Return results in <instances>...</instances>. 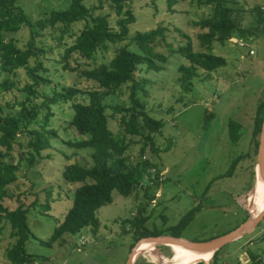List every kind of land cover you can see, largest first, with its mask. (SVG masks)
<instances>
[{
	"label": "rangeland",
	"instance_id": "obj_1",
	"mask_svg": "<svg viewBox=\"0 0 264 264\" xmlns=\"http://www.w3.org/2000/svg\"><path fill=\"white\" fill-rule=\"evenodd\" d=\"M151 1L132 0L130 5L136 20L129 26V36L152 30L160 24L168 29L166 42L173 43L174 46L184 44L185 40L175 31L180 29L190 37L193 50L200 51L196 37L199 29L194 28L191 22L208 18L211 15L209 7H197L190 0H179L173 11L168 12L166 0ZM67 3L68 0H17L18 6L32 23L48 17L53 10L63 9ZM85 4L94 15H109L111 24L114 23L115 13L107 0H103L102 7H99V0H86ZM225 4L235 8L233 16L243 32L223 46L213 44V54L226 60L224 67L210 74L199 70V75L192 81L188 92H183L177 82V66L180 63L177 56L171 57L162 71L136 74L138 80L144 77L149 82L146 90L148 96L144 98L146 111L163 123L160 132L152 137L156 152H152L150 147L145 150L146 161L153 165L149 168L156 172L157 177L154 179L162 178L159 190L156 191L160 197L154 195V199L143 211L144 215L149 216L145 227L151 232L164 230L177 225L187 212L195 210L193 218L176 232L181 239L192 242L217 238L239 226L244 216L251 215L250 203L254 195L251 193L257 186L258 179H262L256 168L255 142L259 137H254L252 130L257 105L264 95V0H225ZM256 6L262 12L261 19L252 11ZM83 25V22L73 24L70 30L78 32ZM61 36L59 28H46L35 39L36 46L48 50L39 60L47 67V75L51 81L49 86L39 88L45 92L50 87H54L56 91L70 87L82 92L97 90L98 87L92 81L63 69V51L65 46L71 45L72 39L64 35L59 40ZM10 37L19 48H24L29 41V30L24 27ZM125 44L127 43L123 42L111 46L103 54L105 59L98 54L95 65L107 62L114 56L115 50ZM162 48L164 47L160 46L157 49ZM29 65H34V59L29 60ZM17 73L18 86L22 88L30 81L23 69L17 70ZM2 78L3 76L0 77V83ZM18 94L17 91L0 93L3 115L16 111L8 103L12 104ZM129 94V87L126 86L122 88V92L106 96L103 102L107 106V112L127 106ZM42 95L41 93L38 99H34L35 102L39 103ZM75 101L86 103L87 99L80 94ZM71 104L72 102L59 103L52 107L51 125L56 129L58 138L52 140L51 149L42 153L50 157L44 156L34 167H28L25 156L22 155L26 148L13 147L12 154L6 160L16 164L20 156L22 159L17 180L6 187L12 198L4 199L3 206L9 211L20 203L25 207L29 206V232L24 249L27 254L34 256L32 264H125L137 236L131 220L137 218L138 205L146 200L141 188L128 198L114 192L113 203L101 207L96 213L99 228L95 234L85 229L76 235H64L51 245L42 243L50 239L54 228L63 221L72 206L74 186L78 185L67 184L62 179L63 169L73 163L87 168L92 164L91 148L75 150L63 144L66 140L85 139L72 127L65 129L73 116ZM119 115L117 113L115 119H108V127L115 135L125 138L128 144L126 155L131 160L138 161L140 157L137 154L143 145L142 141L120 132L117 120ZM231 121L240 126L236 143L232 142L228 133ZM72 153L74 157H68ZM233 162L234 169L228 175L226 172ZM162 171H166L165 175L160 174ZM47 189H50L49 197ZM263 197L264 195L261 196ZM34 201L37 204H47L48 211L43 213L38 208H32ZM259 201L257 207L263 206L264 200ZM9 232V225L2 219L0 264L7 263L4 251L15 241L9 238ZM81 242L84 244L81 245ZM169 246L155 245V249L171 259L173 252ZM135 262L157 264L145 253L139 254L133 264ZM203 264H264V218L251 233L223 246L216 259L212 255Z\"/></svg>",
	"mask_w": 264,
	"mask_h": 264
},
{
	"label": "trees",
	"instance_id": "obj_2",
	"mask_svg": "<svg viewBox=\"0 0 264 264\" xmlns=\"http://www.w3.org/2000/svg\"><path fill=\"white\" fill-rule=\"evenodd\" d=\"M85 1L68 0L63 9L53 10L48 17L32 23L23 9L18 6L17 0H0V77L3 76L0 93L11 91L19 93L12 104L8 103L11 109L16 110L13 114L3 115L0 109V223L2 219L6 221L10 227L9 238L15 240L4 251L6 264H32L34 261V256L27 254L24 249L29 232L27 227L29 206L25 207L20 203L12 211L3 206L6 199L12 198L8 195L6 187L17 180L22 156L16 164L6 158L10 157L14 146L20 149L26 148V152L22 155L25 156L28 167H34L44 158L45 155L42 153L51 149L52 140L58 138L56 129L51 125V119L52 107L59 103L72 102L73 116L65 129L72 127L79 135L85 137L80 141L66 140L63 144L75 150L91 148L92 164L87 168L73 163L63 169L62 179L67 184L78 185L74 186L72 206L63 221L54 228L50 239L42 241L44 245H51L64 235H76L85 229L95 234L99 228L96 213L101 207L113 203L114 192L128 198L141 188L146 198L145 202L138 205L137 218L131 220V226L137 234L131 248L139 239L145 237L167 235L180 238L176 232L185 227L195 215V210H191L177 225L157 232L148 231L145 227L149 216L144 215L143 211L154 199V195L157 197L156 191L159 190L160 184V181L155 180L145 188L140 185L147 169L153 167L146 161L145 150L150 147L152 152H156L157 148L152 137L160 132L163 123L146 111L144 98L148 96L146 90L149 82L144 77L138 80L136 74L162 71L169 59L177 56L176 58L180 60L177 66V82L183 92H188L192 81L199 75V70L210 74L226 65L224 57L213 54V44L223 46L227 41L231 42L236 36L242 35L243 29L239 27L233 16L235 8L227 6L225 0H190L197 7H209L211 14L208 18L191 22L194 28L199 29L196 37L201 47L200 51H194L190 37L180 29L175 31L185 40L184 44L174 46L173 43L166 42L168 29L160 24L152 30L136 32L133 36H129V26L136 20L130 5L132 0H107L115 13L116 19L113 24L109 15H94ZM153 1L155 2V0L151 2ZM178 1L166 0L167 11L172 12ZM102 4L103 0H99V7H102ZM252 11L261 19L262 12L258 6ZM79 22L84 23L81 30L78 32L70 30V26ZM24 27L28 28L30 37L26 46L19 48L10 35L18 33ZM55 27L61 30L62 36L59 40H62L64 35L72 39L71 45L65 46L63 51V69L92 81L98 87L97 90L82 92L78 88L70 87L56 91L54 87H50L45 92L39 88L51 84L47 75L48 69L39 60V57H43L48 50L36 46L34 42L43 30ZM123 42L127 44L119 46L111 59L95 65L98 54L105 59L103 54L108 52L111 46ZM160 46L164 48L158 50ZM31 58L34 59L33 66L29 65ZM19 69L25 71L30 81L22 88L18 86L17 70ZM126 86L129 87L130 93L128 105L107 112L103 99L116 92H122V88ZM41 93L42 100L39 103L35 102L34 99H38ZM80 94L86 97V103L75 101L76 96ZM117 113L120 114L117 119L120 132L138 137L142 141L143 145L137 154L140 157L138 161H133L126 155L128 144L125 138L115 135L108 127V119H115ZM263 117L264 95L261 101L259 100L254 116L252 130L254 137H259ZM239 129L238 124L229 122L228 133L234 143L239 138ZM258 142L259 140L255 142L256 150ZM45 157L48 158L50 155ZM68 157L73 158L74 154ZM236 161L237 159L234 162ZM234 162L226 174L229 175L234 169ZM46 191L49 197L50 189ZM31 206L43 213L49 209L47 204H37L36 201ZM248 218L244 216L241 224ZM162 219L165 217L162 216ZM83 244L81 242V245ZM219 251L213 254L214 259Z\"/></svg>",
	"mask_w": 264,
	"mask_h": 264
},
{
	"label": "water",
	"instance_id": "obj_3",
	"mask_svg": "<svg viewBox=\"0 0 264 264\" xmlns=\"http://www.w3.org/2000/svg\"><path fill=\"white\" fill-rule=\"evenodd\" d=\"M261 132L259 136V142H258V148H257V165L256 168L258 169L261 177L264 179V122H262L261 126ZM264 218V208L261 210V212L253 217L249 216V218L241 224L239 227H237L235 230L211 239L209 241L205 242H192L187 241L181 238L162 235L157 237H145L139 239L136 244L131 248L130 253L127 257V260L125 264H133L136 258L138 257L137 248L142 243H152L153 245H163V246H169V245H175L180 246L182 248H186L188 250L198 252V253H212V255L220 250L223 246L232 243L245 235L251 233L262 221Z\"/></svg>",
	"mask_w": 264,
	"mask_h": 264
},
{
	"label": "bare ground",
	"instance_id": "obj_4",
	"mask_svg": "<svg viewBox=\"0 0 264 264\" xmlns=\"http://www.w3.org/2000/svg\"><path fill=\"white\" fill-rule=\"evenodd\" d=\"M257 186L254 188V191L251 193V195L253 194L254 195L252 196L249 212L253 217L257 216L264 208V205L257 207L258 203L260 202L259 200L260 199L264 200V197L261 198V196L264 195L263 178L261 180L260 178L258 179ZM169 247H171L173 252L171 259H167L160 252H158L155 249V245H153L152 243L140 244L139 247L137 248V253L147 254L149 258L157 264H197L199 262H204L205 260L207 261L212 257V253H198L175 245H170Z\"/></svg>",
	"mask_w": 264,
	"mask_h": 264
},
{
	"label": "built area",
	"instance_id": "obj_5",
	"mask_svg": "<svg viewBox=\"0 0 264 264\" xmlns=\"http://www.w3.org/2000/svg\"><path fill=\"white\" fill-rule=\"evenodd\" d=\"M252 54V52H251ZM145 159V158H143ZM166 172L165 171H162L160 172V174L164 175ZM156 175V172H155V169L153 168H148L147 169V172L144 174L143 178H142V181L140 183V185H142V187H145L147 184H152L155 180H158L161 182L162 178H159V179H154ZM158 197V195H157Z\"/></svg>",
	"mask_w": 264,
	"mask_h": 264
}]
</instances>
